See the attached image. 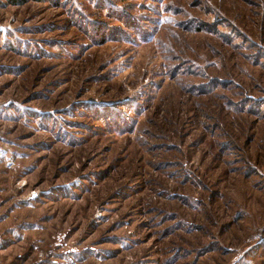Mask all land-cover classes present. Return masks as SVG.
I'll return each instance as SVG.
<instances>
[{
	"label": "rangeland",
	"instance_id": "374dc122",
	"mask_svg": "<svg viewBox=\"0 0 264 264\" xmlns=\"http://www.w3.org/2000/svg\"><path fill=\"white\" fill-rule=\"evenodd\" d=\"M0 264H264V0H0Z\"/></svg>",
	"mask_w": 264,
	"mask_h": 264
}]
</instances>
